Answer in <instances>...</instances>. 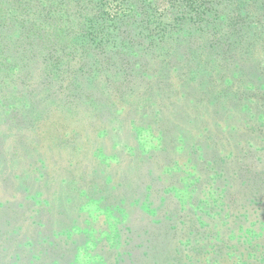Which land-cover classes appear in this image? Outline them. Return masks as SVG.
<instances>
[{"label":"trees","instance_id":"obj_1","mask_svg":"<svg viewBox=\"0 0 264 264\" xmlns=\"http://www.w3.org/2000/svg\"><path fill=\"white\" fill-rule=\"evenodd\" d=\"M114 93L117 108L109 105ZM98 119V134L156 132L158 143L139 158L153 157L157 173L108 171L121 151L96 156L94 146L76 157L77 140ZM52 128L67 133L44 146ZM261 161L264 0H0V214L11 213L0 239L11 235L8 264H107L91 248L127 219V206L145 211L153 183L160 201L173 188L188 193L165 185L164 174L193 182L230 167L259 197ZM87 205L112 220L108 228L79 222ZM116 262L135 264L134 247Z\"/></svg>","mask_w":264,"mask_h":264},{"label":"rangeland","instance_id":"obj_2","mask_svg":"<svg viewBox=\"0 0 264 264\" xmlns=\"http://www.w3.org/2000/svg\"><path fill=\"white\" fill-rule=\"evenodd\" d=\"M114 94V97L110 99L113 102L109 105L117 108L120 105V99L117 98L118 93ZM100 119L102 118L100 117ZM100 119L88 128L89 134H91L89 138H84L88 136L84 135L83 138L77 140L76 144H79L80 148L82 147L84 150L75 151L76 157L85 158L86 153L90 155L89 150L94 146L97 149L96 156L102 152L111 156L113 152L121 151L116 156L118 158L107 160L108 171L113 173L127 171L136 174L139 169L147 171V168L151 166L152 170L157 173L160 164H156L153 157L147 161L139 158L142 150H151L158 143L155 136L157 135L156 132H152L151 129L148 132L140 130L138 136L136 134L135 137L131 133L123 132L121 134L123 139L112 136V133L98 134L95 130L103 125L100 123ZM102 120L108 121L104 118ZM139 124L141 123L136 125ZM43 133V143L46 146L47 142H51L52 139L54 141L58 135L67 133V131L62 128H52L47 133ZM126 137H129L131 141L125 139ZM61 138L63 139L62 136ZM89 157L92 160V157ZM63 160V162H67L68 155H64ZM182 161L178 160V164L188 171L193 170L190 165L184 164L183 166ZM239 162L243 163L242 160ZM262 164V161L255 163V167H261ZM121 167L126 169L122 170ZM263 168L261 167V170ZM178 174L161 176L164 177L165 185L174 184L175 187L184 188L188 193L180 192L182 196L179 197L173 188L170 191H165L166 197L160 201V184L158 182L153 183L151 201L145 205V211L127 206L129 213L127 219L123 223L117 224L112 232L109 231L106 241L102 240L103 238L100 239L98 245L91 249H96L99 251L98 253L105 255L107 264H120L116 260L121 249H132L133 247L135 264H264V191L258 197L257 193L252 191V185L248 189L243 187L241 181L245 175L230 167L226 169V173L218 178L210 179L201 172L203 177L193 182L190 181V176H186L184 178L186 180L178 179ZM194 175L197 174L194 172ZM48 181L50 183V179ZM183 182L184 184H182ZM21 192L22 190L19 191V194ZM253 194H255L254 198H251ZM217 195L219 197L214 201L213 198H216ZM5 196L6 194L0 198V203L5 200L3 199ZM79 196L82 198L80 200H83L84 195L79 194ZM199 198L203 199L200 201L202 210L194 211ZM17 199L21 200L22 198ZM87 200L85 199L83 202ZM5 203L11 204L10 200H6ZM20 203H22L21 210L26 209L23 201H17V208H19L18 204ZM88 205L84 210L81 209L82 212L80 210L79 222L83 220V217H86L90 221L92 220L96 228H108V222L111 221L112 223V220L96 211L95 207ZM10 208L11 206L7 212L10 211ZM165 215L168 219H165ZM0 221L3 225L5 224L6 228L10 225L11 213L0 214ZM123 226L130 230H125ZM246 229L254 231V234L257 233V235H251L250 231ZM246 231L249 237L245 236ZM2 232L3 229L0 230V233ZM114 232L119 233L118 238L112 236ZM242 235H244V239ZM76 237L80 242L86 236L81 233ZM247 237L249 240L245 239ZM9 238L11 235L0 239V250L3 251L2 256H0V263L3 264L11 263V242L7 241ZM129 240L131 241L129 242ZM67 241L66 236L62 238L63 248ZM116 241L118 245L121 241L120 246L117 245ZM116 245L119 249L118 247L115 248ZM82 252L80 250L79 260L81 259L83 262ZM125 257L127 260L130 258ZM94 262L99 264L100 261L93 260L92 263Z\"/></svg>","mask_w":264,"mask_h":264}]
</instances>
